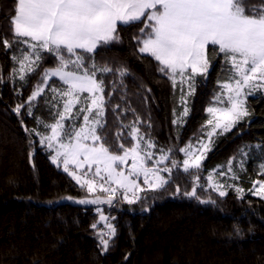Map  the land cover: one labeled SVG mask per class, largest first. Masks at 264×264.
Instances as JSON below:
<instances>
[{
	"label": "trees",
	"instance_id": "1",
	"mask_svg": "<svg viewBox=\"0 0 264 264\" xmlns=\"http://www.w3.org/2000/svg\"><path fill=\"white\" fill-rule=\"evenodd\" d=\"M249 2L259 5L261 0ZM13 7L14 0H0V264H264V199L247 191L253 181L264 179L260 175L264 94L249 97L251 115L245 121L231 132L214 136L199 173V183L206 186L208 173L226 171L232 160L238 177L234 183L245 189L242 198L234 189H227L221 198L215 191L198 187L201 199L211 196L216 201L201 204L183 195L191 191L194 175L174 168L168 184L141 193L135 204L117 197L112 207L99 205L104 215L114 218L111 223L116 227L105 252L97 235L103 223L97 229L91 227L99 221L97 205L76 202L88 197L86 189L51 162V153L38 136L25 131V127H37L36 117L54 122L43 97L34 116H28L25 109L20 115L13 111L27 100L43 68L54 66L53 59H46L24 88L18 79H10L12 52L3 48L2 39L12 38L7 17ZM142 26H120L119 42L101 46L95 53L98 65L128 70L122 83L116 73L103 74L108 98L104 142L114 154H121L116 139L120 124L139 116L141 131L156 142L157 156L161 148L171 149L170 158L182 163L185 157L180 148L189 143L194 146L202 138L207 142V129L202 131L209 118L206 108L219 91L218 82L227 66L209 46V72L206 78H197L196 92L188 101L190 112L177 126L172 121L182 112L179 89L174 90L158 71V62L138 52L133 37ZM50 83L60 86L57 78ZM117 104L120 107L113 112ZM39 130L44 131L42 126ZM123 131L122 141L129 147L128 129ZM177 187L180 194H176Z\"/></svg>",
	"mask_w": 264,
	"mask_h": 264
},
{
	"label": "snow or ice",
	"instance_id": "2",
	"mask_svg": "<svg viewBox=\"0 0 264 264\" xmlns=\"http://www.w3.org/2000/svg\"><path fill=\"white\" fill-rule=\"evenodd\" d=\"M7 19L12 38H3L2 44L12 52L13 82L18 79L20 87H26L30 75L36 74L46 59L54 60V66L43 68L27 100L13 111L20 115L25 109L28 116H34L43 97L54 122L36 117L37 127H25V131L38 136L51 153V162L62 166L86 189L90 198L76 202L97 205L99 221L91 227L97 229L103 223V230L97 232L103 251H108L116 227L111 223L114 218L104 215L99 205L112 207L117 196L135 204L141 193L168 184L174 168L182 167L194 175L191 191L183 195L201 204L216 201L211 196L201 199L198 187L215 191L221 198L227 189H234L242 198L245 189L234 183L238 177L232 160L226 171H210L206 186L199 183V173L214 136L231 132L245 121L251 115L249 97L264 94V0L259 5L249 0H14ZM137 24L143 25L133 37L138 52L158 62V71L167 76L174 90L179 89L182 112L172 121L177 126L190 112L188 101L196 92L197 78L207 77L209 46L227 66L226 75L218 82L219 91L206 108L209 118L202 131L207 129V143L202 138L195 147L189 143L180 148L185 157L182 163L170 158L171 149L161 148L157 156L156 142L141 131L139 116L129 124H120L116 139L122 154H114L104 142L108 98L103 74L116 73L122 83L128 70L98 65L95 53L101 46L119 42L120 26ZM52 78H58L59 87L50 83ZM119 107L115 105L113 112ZM124 129H128L129 147L122 141ZM260 175L264 176V163ZM247 191L264 199V179L253 181ZM176 194H180L179 187ZM236 232H240L238 227Z\"/></svg>",
	"mask_w": 264,
	"mask_h": 264
},
{
	"label": "rangeland",
	"instance_id": "3",
	"mask_svg": "<svg viewBox=\"0 0 264 264\" xmlns=\"http://www.w3.org/2000/svg\"><path fill=\"white\" fill-rule=\"evenodd\" d=\"M57 79H58V78H57ZM48 134H50V132H49ZM205 143H207V142H205ZM195 146H197V144H195L194 147H195ZM48 151H49V150H48ZM121 154H122V153H121ZM130 163H131V162L129 161V164H130ZM61 168L63 169L62 166H61ZM164 175L167 177V174H166V173H165ZM140 182H141V185L143 186L142 179H141ZM117 197H119V196H117ZM89 198H90V197H89Z\"/></svg>",
	"mask_w": 264,
	"mask_h": 264
}]
</instances>
